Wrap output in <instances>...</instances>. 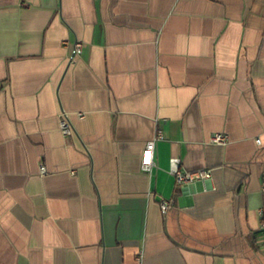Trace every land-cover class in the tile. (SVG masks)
Returning <instances> with one entry per match:
<instances>
[{
	"label": "crops",
	"instance_id": "crops-1",
	"mask_svg": "<svg viewBox=\"0 0 264 264\" xmlns=\"http://www.w3.org/2000/svg\"><path fill=\"white\" fill-rule=\"evenodd\" d=\"M263 178L264 0H0V264H264Z\"/></svg>",
	"mask_w": 264,
	"mask_h": 264
},
{
	"label": "built area",
	"instance_id": "built-area-1",
	"mask_svg": "<svg viewBox=\"0 0 264 264\" xmlns=\"http://www.w3.org/2000/svg\"><path fill=\"white\" fill-rule=\"evenodd\" d=\"M82 44L76 41L73 45L72 57L81 53ZM59 129L63 135H69L72 132V126L68 119L67 112L61 111L59 113ZM163 134L161 130H157L154 136L147 140L144 150L141 156V168L145 171L150 170L153 163V151L157 140L162 139ZM227 135L223 133H215L211 136V141L218 144H225L227 142ZM256 142L260 143V139L256 138ZM169 170L175 177V183L181 185L183 183H194L197 180H207L211 176L210 168H196L192 170L184 169L180 164V159L177 156H172L169 159ZM41 173H45L46 169L44 165L40 166ZM260 191L264 195V178L261 181ZM173 201L171 199L161 198L160 209L162 213H165L171 206ZM261 229L264 233V223L261 225Z\"/></svg>",
	"mask_w": 264,
	"mask_h": 264
}]
</instances>
